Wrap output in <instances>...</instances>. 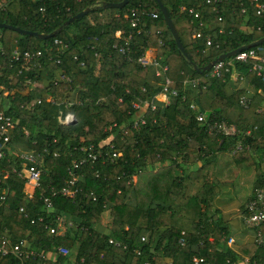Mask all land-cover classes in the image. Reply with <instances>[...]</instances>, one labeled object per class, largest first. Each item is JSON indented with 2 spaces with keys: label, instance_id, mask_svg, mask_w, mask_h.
<instances>
[{
  "label": "trees",
  "instance_id": "1",
  "mask_svg": "<svg viewBox=\"0 0 264 264\" xmlns=\"http://www.w3.org/2000/svg\"><path fill=\"white\" fill-rule=\"evenodd\" d=\"M5 1L0 23L38 35L57 33L40 38L0 28V48L4 49L0 52V111L16 125L0 159V172L8 174L0 183V239L25 240L28 249L41 255L25 260L0 255V264H193V257L208 264L238 261V254L227 245L229 233L213 201L219 192L215 177L221 156L236 166L255 165L258 178L253 190L264 189V173L253 158L264 151V110L257 111L264 102V83L251 71L252 62L226 59L219 77L197 72L177 49L155 0H130L122 9L102 6L122 0ZM160 1L189 60L199 69L264 37V12L257 15L252 0H218L214 5L207 0ZM40 5L45 12L38 11ZM86 8L91 9L87 15L65 26ZM131 9L139 19L135 29L124 18ZM187 9L198 13V18ZM90 15L95 16L94 23L88 20ZM117 31H122L120 38ZM130 32L134 33L133 56L153 49L154 57L168 67L166 76L176 93L169 95L168 104L155 100V110H145L146 123L137 130L129 128L139 114L133 103L151 101L161 88L160 81H148V67L128 62L117 52L115 47ZM196 33L201 37L195 38ZM55 39L68 49L59 52ZM207 39L212 41L209 48ZM259 48L264 54V43ZM14 49L40 51L41 56L26 69L23 61L12 59ZM58 73L69 76L71 82L53 85ZM233 76L241 77L254 92L247 108L239 102L246 91L233 87ZM34 82L41 83L40 89L32 87ZM70 101L73 104L67 106ZM192 104L196 110L190 109ZM198 113L205 114L206 123L234 125L238 135L209 133L197 121ZM67 115L74 117L71 124L59 121ZM110 144L121 156L114 163L103 158L82 165L75 196L51 197L47 209L43 198L65 185L68 167L83 158L80 148L93 146L105 154ZM13 146L43 155L40 186L31 198L25 181L18 177L22 166L19 154L11 151ZM259 156L262 159L264 153ZM105 212L110 225L100 230ZM62 216L76 226L64 235L49 234L48 228L57 227ZM38 220L43 226L31 224ZM143 235L146 242H141ZM109 239L126 249L110 245ZM60 246L68 250L66 256L57 254ZM242 249L250 264H264L262 248L254 244Z\"/></svg>",
  "mask_w": 264,
  "mask_h": 264
},
{
  "label": "built area",
  "instance_id": "2",
  "mask_svg": "<svg viewBox=\"0 0 264 264\" xmlns=\"http://www.w3.org/2000/svg\"><path fill=\"white\" fill-rule=\"evenodd\" d=\"M39 3H44L45 1L51 2L55 0H35ZM218 0H207V3L210 5H214ZM252 3L255 7L256 14L262 15L264 12V4H262L259 0H252ZM6 6V3L3 1H0V10L4 9ZM215 7H213L214 9ZM186 10V9H182ZM38 11L43 13L45 12V7L43 5H40L38 8ZM188 13L190 15H193L194 18H198V13L194 12L193 9H187ZM124 18L129 23L130 27L132 29L137 28L139 25V19L136 16V11L131 9L128 10V12L124 15ZM140 31H137L139 33ZM116 37L120 38L122 35V31L116 32ZM134 37V33L130 32L127 37H125L122 41L123 43L121 45H118L116 48L117 52L121 54L125 60L128 62H133L138 64L141 67H153L155 69V76L160 79V92L159 95H161L165 101H167V104L169 102V95H176L175 91L172 89V82L167 78L166 73L168 70V67L166 65H162L157 57L150 56L145 57V51L141 56L134 57L133 53V47H132V40ZM195 38H200V33L194 34ZM54 45L57 47V50L59 52L66 51L68 49L67 44H64L62 41L55 39ZM212 46V41L210 39H207L205 41V47L209 48ZM0 52L3 53L4 49L0 48ZM41 56L40 51L36 52H29L25 51L23 53L19 52L17 49L12 50V59L14 61L21 60L24 62L27 67H30L29 63L34 58H38ZM231 62H241V63H247L252 62L251 71L261 79V81L264 83V54L262 53V49L259 47H254L251 49H248L246 51L240 52L233 57H231ZM57 63H59V60H57ZM224 66V61L216 63L212 69L209 71V77H219L222 67ZM237 78V76H235ZM239 80H242L241 77L238 78ZM53 85H59L60 83H70L71 79L69 76L58 73L55 78L52 80ZM195 83V82H194ZM0 90L2 88L0 87ZM156 97H153L151 101H145L143 104L139 102L133 103V108L139 112L138 117L130 124V129H140L141 126H143L146 123V120L144 119V113L145 110L148 108L151 111L155 110L154 102L156 100ZM251 98L248 96H243L240 99V104L247 108L250 104ZM48 102H52V99H48ZM37 103H40V100L37 101ZM73 104V101H70L67 103V106H71ZM191 110H196V106L194 104L190 105ZM72 115H67L65 119L59 118V121L64 124H69V122L72 121L71 118ZM196 119L199 123L205 124L207 126V131L211 134H219L225 137H234L238 135V132L234 125L227 124L225 121L215 122V123H206V116L203 113H198L196 116ZM15 122L13 119L9 116H6L2 111H0V159L4 158L6 155V150L8 149V146L10 144L11 140V130L15 128ZM123 134L127 133L126 128H121ZM246 134H249V130H247ZM237 149L240 148V145L236 147ZM80 151L83 153V158H81L79 161H73L71 165L67 169V175L68 179L65 182V185L61 187L58 190L51 189L50 196L44 197L43 202L47 209L51 208V197L55 196H62L66 198H73L77 192L76 189V183L78 182L79 175L77 171L80 170L82 165H85L87 163L94 164L96 161L105 158V160L109 161L110 163H114L120 156V152L117 150H114V145L110 144L108 145V150L105 151V154L103 152L95 150L93 146L89 147H82L80 148ZM45 152V150H44ZM56 156V154H54ZM19 159L21 160V170L17 172L18 177L23 179L26 183V186L31 189V191L27 192V196L29 198L32 197V194L35 189L39 188L40 186V176H41V164L43 161V155L37 151L29 150L25 151L23 153H20L18 155ZM8 174L6 172H0V183L6 180ZM92 200L95 201L96 198L94 195H92ZM3 199V197H1ZM22 211V209H21ZM241 215L243 218V222L246 228L252 229L254 232V238H253V244H255L257 247H260L264 250V232L262 231V228L264 226V189L261 188H255L252 191L251 199L249 202L246 203L244 208L241 210ZM32 225L36 226H43V222L41 220L38 221H31ZM57 227H50L48 228V233L51 235H64L69 230L73 229L76 226V223L74 220L66 218L64 216L58 217L57 219ZM47 229V227H46ZM147 236L143 235L141 237V242H146ZM108 243L110 245H113L114 247H121L123 249H126V245L122 244L119 241L109 239ZM184 240H180V244L184 245ZM233 243L232 239L227 240V245L230 246ZM57 254L61 256H66L68 254V250L65 247H58ZM136 253L139 255L140 252L136 251ZM0 255L1 256H8L13 255L19 260H25L29 258H36L38 256H41L39 253H36L30 249H28L26 241L21 240L15 243H12L7 237H1L0 239ZM43 258H45L42 255ZM193 264H208L205 263V261L198 257L192 258ZM144 264H151V262H145ZM171 264V263H168ZM231 264H250L248 257H241L238 261L233 262Z\"/></svg>",
  "mask_w": 264,
  "mask_h": 264
},
{
  "label": "crops",
  "instance_id": "3",
  "mask_svg": "<svg viewBox=\"0 0 264 264\" xmlns=\"http://www.w3.org/2000/svg\"><path fill=\"white\" fill-rule=\"evenodd\" d=\"M88 20L91 23L95 22V16L90 15ZM154 56L153 49H147L145 51V57ZM27 69V65L25 67ZM147 79L151 84H155L160 81L159 78L155 76V69L153 67H148ZM232 79V85L236 89H244L246 91V96L252 97L253 90L247 85L244 80H237L234 76ZM70 99L74 100L73 94L70 95ZM156 101L162 105L167 104L165 99L157 94ZM264 110V102L257 109L260 113ZM262 147H264V142ZM10 151V150H9ZM12 153L20 154L27 149L21 146L11 147ZM264 153V151H258L257 154H253L255 159V164L259 163V170L264 173V157L261 159L259 156ZM261 159V161H260ZM227 156H221L216 161L217 162V176L215 177L218 183L219 192L213 201V209L221 217L224 225L226 226L229 238L233 240V243L228 246L232 251L236 252L238 256L244 257L245 255L241 253L242 248L247 246H253L254 232L252 229L245 227L243 218L241 215L242 207L250 200L253 188L257 185L256 181L258 178L257 169L255 165L243 166L234 165L233 163H227ZM29 192L31 189L29 188ZM27 191V192H28ZM264 227V226H263ZM100 230H104L105 227H98ZM246 257V256H245ZM239 258V259H240Z\"/></svg>",
  "mask_w": 264,
  "mask_h": 264
},
{
  "label": "water",
  "instance_id": "4",
  "mask_svg": "<svg viewBox=\"0 0 264 264\" xmlns=\"http://www.w3.org/2000/svg\"><path fill=\"white\" fill-rule=\"evenodd\" d=\"M130 0H122L121 2L119 3H104L102 6L104 9H107V8H114V9H122L124 8L128 3H129ZM156 3L158 4L159 6V9L161 11V14L167 24V27L175 41V44L177 46V49L179 50V52L183 55V57H185L187 60H188V63L190 65H192L193 69H195L197 72H208L212 69V67L218 63V62H221V61H224L226 59H230L231 57H233L234 55L240 53V52H243V51H246L248 49H251V48H254V47H259L261 46L263 43H264V37L258 39L257 41L251 43L250 45H247V46H243V47H240L236 50H233L229 53H225V54H222L220 55L218 58L214 59L213 61L209 62L205 67H202V68H197L196 65H194L190 60H189V57L184 49V47L182 46V43L179 39V36L175 30V27L171 21V18H170V15H169V12L168 10L163 6V4L161 3L160 0H155ZM91 11L90 8H86L85 10H83L82 12L78 13L77 15L73 16L72 18H70L66 23H65V26H68L70 25L71 23H73L74 21H77L81 18H83L85 15H87L89 12ZM0 28L2 29H9V30H12V31H15V32H18L19 34H22V35H38L34 32H30V31H25L23 29H20V28H17V27H14V26H11V25H7V24H4V23H0ZM57 32H54V33H51L49 35H38L40 38H51L53 37ZM72 118V121L69 122V124H71L73 121H74V117L71 116Z\"/></svg>",
  "mask_w": 264,
  "mask_h": 264
},
{
  "label": "rangeland",
  "instance_id": "5",
  "mask_svg": "<svg viewBox=\"0 0 264 264\" xmlns=\"http://www.w3.org/2000/svg\"><path fill=\"white\" fill-rule=\"evenodd\" d=\"M3 2H6L5 0H3ZM235 77V76H234ZM40 85H41V83L40 82H34L33 83V88L34 87H37L38 89H40L39 87H40ZM22 147V146H21ZM29 190V188H26V191H28ZM102 225H103V227H109V225H110V216H109V212H105L103 215H102Z\"/></svg>",
  "mask_w": 264,
  "mask_h": 264
}]
</instances>
